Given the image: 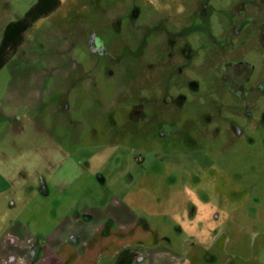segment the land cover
<instances>
[{
	"label": "rangeland",
	"instance_id": "374dc122",
	"mask_svg": "<svg viewBox=\"0 0 264 264\" xmlns=\"http://www.w3.org/2000/svg\"><path fill=\"white\" fill-rule=\"evenodd\" d=\"M1 17L0 98L43 66L64 92L50 98L63 106L30 110L23 134L0 136L1 157L76 172L51 186L63 204L105 173L100 186L137 215L130 239L162 241L184 264H264V0H0ZM227 63L251 66L242 93ZM37 186L0 199V240L11 221L42 232L57 221Z\"/></svg>",
	"mask_w": 264,
	"mask_h": 264
},
{
	"label": "crops",
	"instance_id": "0c3cea01",
	"mask_svg": "<svg viewBox=\"0 0 264 264\" xmlns=\"http://www.w3.org/2000/svg\"><path fill=\"white\" fill-rule=\"evenodd\" d=\"M0 20L3 23L2 17ZM26 30L20 28L16 33L7 34L15 37L17 34L23 35ZM61 34L64 33L54 32V38ZM5 38L6 36L4 40ZM11 70L13 73L21 72L15 67ZM35 71L36 74L24 75L19 81L8 80L5 94L0 98V136L23 134L27 129L26 125L33 119L30 112L32 109H42L45 105L48 109L63 106L62 101L50 99L54 94H64L63 88H60L61 80L47 81L45 74L49 73V68L44 66ZM56 90L58 92L54 93ZM39 113L43 115V112ZM15 157L0 156V199L12 189L15 191L12 194L16 197L20 196L16 193L24 188L32 194L36 191L37 182V185L44 188L41 194L44 203L51 204L55 200L58 202L57 209L60 210L58 214V211H54L57 221L44 232L32 231L30 227L27 229L25 225L11 221L1 235L0 264H184L186 256L162 241L146 245L130 239V228L137 223V215L120 196L100 186H105V173L97 172L91 180L92 189L82 196L70 198L69 202L63 200V204L59 196L51 195V186L71 182L74 185L78 177L76 172L58 173L54 167L56 163H49L48 166L33 163L27 166L23 162L17 165L13 159ZM57 164L58 168H62V163ZM72 164L75 168L78 167L77 162ZM25 169L31 172L27 171L26 180H22L21 172ZM41 169L49 171L46 174L39 173ZM38 174L40 178H37ZM133 179L134 176L130 173L126 177H119L120 182L126 183ZM21 200L12 199L11 208H23ZM139 235L140 233L137 238ZM133 237L136 235L133 234Z\"/></svg>",
	"mask_w": 264,
	"mask_h": 264
},
{
	"label": "flooded vegetation",
	"instance_id": "af4514ba",
	"mask_svg": "<svg viewBox=\"0 0 264 264\" xmlns=\"http://www.w3.org/2000/svg\"><path fill=\"white\" fill-rule=\"evenodd\" d=\"M259 30L260 40L262 41V43H264V22L261 23ZM88 42L91 52H102L103 46L95 35H91L88 39ZM250 67L251 66L247 63H227L223 67L224 78L233 91L239 93L243 92V82L245 79L248 78V72L250 70ZM39 186L40 185H38V187Z\"/></svg>",
	"mask_w": 264,
	"mask_h": 264
}]
</instances>
